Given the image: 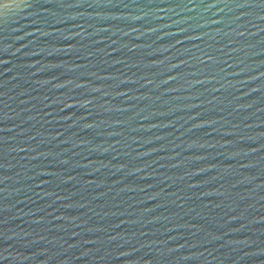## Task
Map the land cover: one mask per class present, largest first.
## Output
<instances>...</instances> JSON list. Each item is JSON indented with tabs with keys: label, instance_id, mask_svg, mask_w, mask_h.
Listing matches in <instances>:
<instances>
[{
	"label": "water",
	"instance_id": "1",
	"mask_svg": "<svg viewBox=\"0 0 264 264\" xmlns=\"http://www.w3.org/2000/svg\"><path fill=\"white\" fill-rule=\"evenodd\" d=\"M262 225L264 0H0V264H264Z\"/></svg>",
	"mask_w": 264,
	"mask_h": 264
},
{
	"label": "snow or ice",
	"instance_id": "2",
	"mask_svg": "<svg viewBox=\"0 0 264 264\" xmlns=\"http://www.w3.org/2000/svg\"><path fill=\"white\" fill-rule=\"evenodd\" d=\"M5 6H7V5H5ZM242 6V5H241ZM210 59H211V57H210ZM262 227H264V225H262ZM260 239L262 240V241H264V235H262L261 237H260Z\"/></svg>",
	"mask_w": 264,
	"mask_h": 264
}]
</instances>
